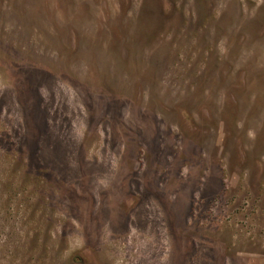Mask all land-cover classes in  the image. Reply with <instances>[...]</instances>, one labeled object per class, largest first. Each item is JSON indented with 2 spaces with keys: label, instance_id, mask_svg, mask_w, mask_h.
Returning <instances> with one entry per match:
<instances>
[{
  "label": "rangeland",
  "instance_id": "obj_1",
  "mask_svg": "<svg viewBox=\"0 0 264 264\" xmlns=\"http://www.w3.org/2000/svg\"><path fill=\"white\" fill-rule=\"evenodd\" d=\"M0 264H264V0H0Z\"/></svg>",
  "mask_w": 264,
  "mask_h": 264
}]
</instances>
